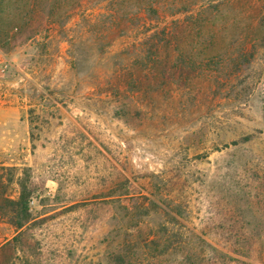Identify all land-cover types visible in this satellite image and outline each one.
I'll return each instance as SVG.
<instances>
[{"label":"rangeland","instance_id":"rangeland-1","mask_svg":"<svg viewBox=\"0 0 264 264\" xmlns=\"http://www.w3.org/2000/svg\"><path fill=\"white\" fill-rule=\"evenodd\" d=\"M95 6L63 30L15 29L0 44L11 61L0 78V164L14 174L13 197L17 178L26 183L31 213L20 230L1 215L11 239L0 264H217L205 241L226 248L248 236L260 253L264 45L241 60L242 42H215L231 55L183 56L156 74L136 55L154 25L142 18L101 53L100 31L83 17ZM190 33L168 52L207 47ZM182 236L208 260L184 259ZM165 237L169 253L149 244Z\"/></svg>","mask_w":264,"mask_h":264},{"label":"trees","instance_id":"trees-1","mask_svg":"<svg viewBox=\"0 0 264 264\" xmlns=\"http://www.w3.org/2000/svg\"><path fill=\"white\" fill-rule=\"evenodd\" d=\"M95 4L99 10L96 16L83 17L89 19L92 28L96 27L100 31L97 47L101 53H105L106 47L115 41L130 37V28L139 24L142 18L149 20L150 26L154 25L145 32L136 55L141 58L145 54L151 60L153 70H158L156 74L173 68L168 64H173L183 56L192 60L203 54L211 58L231 55L226 49L209 48L216 46L215 42L218 44L219 41L230 39L242 42L236 54L241 60L253 57V49L264 45V0H0V44L9 39L15 29L27 33V38L48 28L54 30V27H59L63 30L78 8L89 6L96 10ZM166 16L173 18L166 22L163 20ZM152 29L155 30L150 32ZM192 30L190 34L193 42L196 45L207 44L206 48H201L203 50L195 54L185 50L168 52L171 43L184 40L188 37L186 31ZM70 44L73 47V41ZM146 46L148 50L145 52ZM210 49L213 50L211 53ZM11 168L13 171L18 170L16 166ZM5 169L7 167L0 164V221L3 219L1 215L9 211L13 215L11 223L20 230L31 216L28 188L23 179L18 177L20 192L18 197H13V190L8 191V182L14 179V174L5 178ZM179 241L185 251L182 254L184 259L200 263L208 260L206 255L201 256L197 252L195 238L182 236ZM255 241L253 236L242 238L239 244L229 239L226 248H217L207 241L205 243L214 250L217 264H264V241L261 239L260 253L255 250L258 246ZM149 244L156 248L162 246L169 253L167 248L172 247L173 240L171 237L151 239ZM7 245H10V241Z\"/></svg>","mask_w":264,"mask_h":264},{"label":"built area","instance_id":"built-area-1","mask_svg":"<svg viewBox=\"0 0 264 264\" xmlns=\"http://www.w3.org/2000/svg\"><path fill=\"white\" fill-rule=\"evenodd\" d=\"M11 68V61L7 54L0 48V78L7 75Z\"/></svg>","mask_w":264,"mask_h":264},{"label":"crops","instance_id":"crops-1","mask_svg":"<svg viewBox=\"0 0 264 264\" xmlns=\"http://www.w3.org/2000/svg\"><path fill=\"white\" fill-rule=\"evenodd\" d=\"M6 111V110H4ZM6 124L7 123V119H6V115L4 114V116L2 117V119H0V124ZM4 220L0 221V224H3ZM11 239V237H7L6 234L5 235H0V251L6 246L7 242H9Z\"/></svg>","mask_w":264,"mask_h":264}]
</instances>
